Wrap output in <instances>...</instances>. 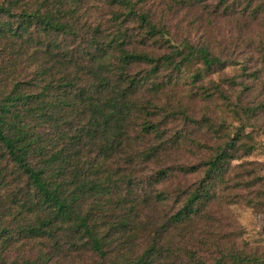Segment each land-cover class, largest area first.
Returning <instances> with one entry per match:
<instances>
[{"label":"trees","instance_id":"16d2710c","mask_svg":"<svg viewBox=\"0 0 264 264\" xmlns=\"http://www.w3.org/2000/svg\"><path fill=\"white\" fill-rule=\"evenodd\" d=\"M101 2L0 0V264H264V251L182 244L214 205L206 186L233 160L237 138L200 164L204 176L186 188L185 199L135 195L146 192L145 183L175 175L160 169L143 181L162 151V133L156 106L143 105L138 93L162 67L181 72L199 61L215 72L225 62L207 45L188 42L172 45V55L152 57L149 50L161 51L165 34L153 16L137 9V1ZM220 5L224 15L255 18L264 11V0ZM105 9L108 19L90 21ZM135 65L149 68L135 73ZM201 77L194 74L193 82ZM146 91L157 95L162 86L151 83ZM255 109H246V120ZM152 134L157 147L145 144ZM168 203L176 208L171 214L142 219L143 208ZM146 228L153 231L136 252V231Z\"/></svg>","mask_w":264,"mask_h":264},{"label":"rangeland","instance_id":"374dc122","mask_svg":"<svg viewBox=\"0 0 264 264\" xmlns=\"http://www.w3.org/2000/svg\"><path fill=\"white\" fill-rule=\"evenodd\" d=\"M133 1H137V9L151 14L165 30L162 50H149L152 57L172 55V45L188 42L207 45L211 54L226 64L215 72H206L199 61L186 65L181 72L171 66L162 67L158 76L138 93L143 105L156 106V120H159L162 133L159 140L162 151L158 159L146 167L143 177L148 178L143 181L155 176L160 169H173L175 175L161 184L149 186L145 183L146 192L135 191L136 197L140 201L144 195L156 197L160 193L169 201L185 199L186 188L193 185V189L204 176L206 167L200 164L235 137L233 160L227 159L220 171L221 178L211 179L206 186L215 194L214 205L185 234L182 244L199 250L196 241H203V247L212 250L218 247L246 253L264 251V111L259 110L264 104V52L259 51L264 46V11L252 18L241 11L224 15L223 7L217 8L219 0L195 4L190 0ZM81 2L85 7L103 5L101 0ZM238 4L243 6L245 0H238ZM110 16L111 12L105 9L102 15L95 14L90 21L104 22ZM132 27L139 30L137 24ZM178 60L179 57L174 58ZM148 68L135 65L133 71L137 73ZM196 73H201L202 77L193 82ZM151 83L161 85L162 92L157 95L147 92L146 87L150 88ZM248 108L256 109L255 115L246 120ZM137 123L140 124L141 119ZM156 143L152 134L145 144L157 147ZM191 166L199 168L192 174L178 170ZM175 209L168 203L161 208L150 205L140 211L147 223ZM140 230L136 231L135 240L139 253L146 245L148 233L153 231L151 228Z\"/></svg>","mask_w":264,"mask_h":264}]
</instances>
